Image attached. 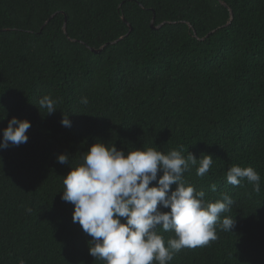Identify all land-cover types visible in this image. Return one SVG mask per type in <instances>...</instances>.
Listing matches in <instances>:
<instances>
[{
  "label": "trees",
  "instance_id": "trees-1",
  "mask_svg": "<svg viewBox=\"0 0 264 264\" xmlns=\"http://www.w3.org/2000/svg\"><path fill=\"white\" fill-rule=\"evenodd\" d=\"M3 115L0 129L13 116L31 127L0 148V264H104L61 199L69 165L56 158L71 166L97 140L213 157L184 179L206 201L232 198V232L169 264H264V0H0ZM233 165L254 168L260 191L227 183Z\"/></svg>",
  "mask_w": 264,
  "mask_h": 264
},
{
  "label": "clouds",
  "instance_id": "clouds-1",
  "mask_svg": "<svg viewBox=\"0 0 264 264\" xmlns=\"http://www.w3.org/2000/svg\"><path fill=\"white\" fill-rule=\"evenodd\" d=\"M81 103L87 105V97H82ZM57 104L50 95L39 100V107L47 114L54 113ZM60 122L71 127L68 115H62ZM30 127L27 119H8L6 127L0 129V148L27 143ZM182 151L164 153L147 147L125 152L113 143L97 140L71 166L68 154H57L60 164L69 165L61 199L73 205V223L91 237L88 251L94 259L104 264H169L184 248L216 241L218 227L225 232L233 229L234 217H222L230 211L232 198L222 193L214 202L206 201V192L184 179L192 166H196L198 177L205 176L213 157L206 154L197 158L190 152L184 156ZM244 179L260 191L261 177L254 168L233 165L226 172V181L233 186ZM209 187L216 191L215 184ZM158 229L174 236L165 241Z\"/></svg>",
  "mask_w": 264,
  "mask_h": 264
},
{
  "label": "water",
  "instance_id": "water-1",
  "mask_svg": "<svg viewBox=\"0 0 264 264\" xmlns=\"http://www.w3.org/2000/svg\"><path fill=\"white\" fill-rule=\"evenodd\" d=\"M55 13H53L52 15H50L49 16V18L45 21V23H47L48 22V20L54 15ZM153 19L154 18H152V20H151V22H150V26L152 27V28H156V26L154 25V23H153ZM129 30H131V25H129ZM106 45V44H105ZM104 47V45L103 46H101V47H99L98 49H94V48H90L93 52H99L102 48Z\"/></svg>",
  "mask_w": 264,
  "mask_h": 264
}]
</instances>
